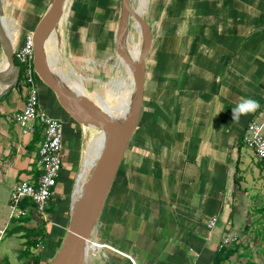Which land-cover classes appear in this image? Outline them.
<instances>
[{
  "label": "crops",
  "instance_id": "0c3cea01",
  "mask_svg": "<svg viewBox=\"0 0 264 264\" xmlns=\"http://www.w3.org/2000/svg\"><path fill=\"white\" fill-rule=\"evenodd\" d=\"M151 3L153 35L142 115L92 233L93 240L105 245L90 258L92 264H212L225 235L239 236L256 213L264 215V160L243 141L252 120L264 123V0ZM49 4L4 0L15 49L35 30ZM119 17L113 29L99 24L96 34L106 38L88 49L101 57L103 74L118 56ZM83 25L78 28L71 21L62 29L79 37L87 49ZM60 30L56 49L64 51L66 34L60 35ZM73 43L69 50L76 52ZM118 61L121 64L119 56ZM5 65L0 42V69ZM37 84L40 107L61 119L65 131L68 125L63 169L47 216L32 206L26 221L16 225L19 217L11 215L13 188L23 180L37 182L43 139L41 124L34 134L24 135L14 119L26 102L21 71L16 85L0 86V264H34L38 255L40 264L53 261L67 233L79 183L75 173L90 126L76 121L39 77ZM249 97L258 107L233 121L232 107ZM213 216L218 222L210 228ZM21 227L44 231V239L30 249L33 255L25 254L27 237Z\"/></svg>",
  "mask_w": 264,
  "mask_h": 264
},
{
  "label": "water",
  "instance_id": "95a60500",
  "mask_svg": "<svg viewBox=\"0 0 264 264\" xmlns=\"http://www.w3.org/2000/svg\"><path fill=\"white\" fill-rule=\"evenodd\" d=\"M67 3L68 0H50L47 11L33 31L34 69L76 121L95 127L105 139L102 153L93 166L82 194L73 203L69 227L62 245L50 263L86 264V245L92 240L93 230L142 115L146 65L153 31L146 16L135 9L131 0H121L115 48L118 56L131 68L133 81L131 111L128 117L121 120L113 116L103 104L72 88L46 57L48 41L61 21ZM3 9L4 0H0V42L6 55V65L0 69V86L10 88L19 82L21 67L15 60V44ZM131 18L136 20L142 33V48L138 58L133 56L128 47Z\"/></svg>",
  "mask_w": 264,
  "mask_h": 264
},
{
  "label": "rangeland",
  "instance_id": "374dc122",
  "mask_svg": "<svg viewBox=\"0 0 264 264\" xmlns=\"http://www.w3.org/2000/svg\"><path fill=\"white\" fill-rule=\"evenodd\" d=\"M152 1L153 0H131V3L135 9L142 15H145L149 21L151 15L149 10L151 8ZM68 4V11L70 12L67 15V9L65 8L64 23L59 31L60 35L63 33L66 34V41L64 44L66 48L64 51H59L57 48V59L58 61L60 60L59 66L63 71L67 70V72H70L69 74L71 77H74V80L83 82V85L87 90L86 92L89 95L92 97L98 95L102 100H106L115 107L119 102V97L128 91L133 85L130 75L121 61V64H119L118 56L116 59L110 61V63L108 62V68L103 74L102 71H100L101 69L98 60L101 57L99 55L95 57L91 51L93 49L92 44H95L96 42L101 43V41L103 42L106 38L105 34L101 36L96 34L98 26L101 22L106 24L110 29L115 28L116 20L118 19L121 11V0H70ZM75 8L76 11L74 14ZM102 17L104 19H102ZM71 21L74 22L78 28L80 25L84 24L81 28H83V31H86L85 33H87L86 35H83L85 38H88V41H85L86 44L89 42L87 49L85 47L82 48L81 42L83 41H78L79 37L72 36V34L70 35V32L67 29L66 32L62 29L63 27L68 28ZM130 32L129 49L131 53L137 51L140 55V49L142 48V33L138 23L133 18H131ZM71 42H74L72 44L73 47L77 45L78 48L76 52L69 50V43ZM89 46L91 48L90 52L88 51ZM94 50L95 52L93 53H96L95 45ZM101 53H104V51H101ZM119 59L121 58L119 57ZM17 63L19 64V61H17ZM73 70H75L78 74L74 75L71 72ZM123 78H125L127 83L121 85L119 80ZM67 128L65 134H67ZM89 128L90 129H88L86 133L82 161L75 173L76 182L81 176L84 177V181L86 182V176L90 175L94 166L92 163L93 156H91L90 151L94 150L98 146L100 137L95 127L90 126ZM68 141H70V139ZM259 214L260 213H256L255 217L250 219L249 222L252 223L249 224L247 229L245 228L242 230V233L239 235V240L232 243V247L236 244H239L240 247L239 252L234 254L232 259L227 262L228 264H264V215L261 213L259 216ZM96 242L98 243V241ZM102 247H104L102 242L93 244L92 240V244L90 246V256H92V251H99ZM90 264H92V258H90Z\"/></svg>",
  "mask_w": 264,
  "mask_h": 264
},
{
  "label": "built area",
  "instance_id": "2783aa9c",
  "mask_svg": "<svg viewBox=\"0 0 264 264\" xmlns=\"http://www.w3.org/2000/svg\"><path fill=\"white\" fill-rule=\"evenodd\" d=\"M15 60L19 61L23 72V82L27 86L26 102L24 108L14 114V119L21 127L22 134H34L37 125L41 124L43 139L39 146L41 173L36 183L28 181L18 182L11 196V215L20 217L28 213V209L21 206L25 198L34 203L37 214L43 218L47 209L57 195V186L63 164L64 150V122L49 115L40 107V94L37 84L38 75L34 69V35L28 33L23 45L15 49ZM244 143L251 147L259 159H264V123L252 120L244 133ZM218 219L213 216L208 226H217ZM238 234L225 235L217 249H221L238 240ZM105 245L104 243H102Z\"/></svg>",
  "mask_w": 264,
  "mask_h": 264
},
{
  "label": "bare ground",
  "instance_id": "6f19581e",
  "mask_svg": "<svg viewBox=\"0 0 264 264\" xmlns=\"http://www.w3.org/2000/svg\"><path fill=\"white\" fill-rule=\"evenodd\" d=\"M66 8V7H65ZM65 8H64V13H63V17L61 19V21L59 22V24L56 26V29L54 30L52 36L50 37L49 41H48V44H47V49H46V57L49 61V63L52 65V67L57 70L58 74L63 78L65 79L72 88H74L75 90L79 91V92H86V88L85 86L83 85V82L79 81V80H70L69 79V76L68 74L70 72H67L66 71H63L61 69V67L59 66V61L57 59V49H56V40L57 38L55 37V34L58 32V30L61 28V26L63 25L64 23V16H65ZM133 56L135 58H138L140 55L137 51L133 52L132 53ZM121 62L123 63V65L125 66L128 74L130 75V79L132 81V73H131V68L121 59ZM70 71V70H69ZM73 73V71H71ZM75 75V74H74ZM74 78V77H73ZM130 81V82H131ZM133 82V81H132ZM119 83L122 85V84H126V80L125 79H120L119 80ZM116 86V85H115ZM128 90V89H127ZM122 92V91H121ZM128 97V99H127ZM132 99V87L129 88L128 91H126L124 94H122L120 97H119V102L117 104V106H112L109 102H107L106 100H102L98 95L95 96V100L101 104H103V106L113 115L115 116L116 118H119L121 120H124L126 117H128V115L130 114V111H131V104H129V100ZM99 137H100V140H99V143H98V146L94 149V150H91L90 151V154L91 156H93L92 160H93V164L96 163L97 159L99 158V156L101 155L102 153V149H103V145H104V136L102 133L99 132ZM87 179L89 177L86 176ZM86 179V178H85ZM86 179V181H87ZM84 180V177L81 176L79 177V184L76 188V192H75V195H74V200H76L80 195H81V192H82V188H83V185H82V182ZM93 240V239H92ZM92 240L89 241L86 245V249H85V254L87 253L88 251V262L86 264H89V258H90V246L92 244ZM93 244H98L96 241L93 240ZM93 253L95 252L92 251ZM86 258H87V254H86Z\"/></svg>",
  "mask_w": 264,
  "mask_h": 264
},
{
  "label": "trees",
  "instance_id": "16d2710c",
  "mask_svg": "<svg viewBox=\"0 0 264 264\" xmlns=\"http://www.w3.org/2000/svg\"><path fill=\"white\" fill-rule=\"evenodd\" d=\"M262 160H264V159H262ZM51 201H53V200H51ZM21 206L28 209L29 207H32V206L34 207V203L32 202L31 199L25 198L22 200ZM24 221H26L25 216H20L19 218H17L14 221V223H16V225H19V224L23 223ZM248 227H249V225L246 226V229ZM18 230L24 231V234L27 237V240H26L27 247L25 250V254L33 255L30 252V249L32 247L39 245L40 242L42 241V239H44V231L42 230L41 227H36V228H24V227L22 228L21 227V228H18ZM238 240H239V238H238ZM231 245H232V243L226 247L219 249L216 253V256L213 259L212 264H228L227 262H229L232 259L234 254L239 252V247H240L239 244L238 245L236 244L234 247H232ZM40 257L41 256H39V255H38V257H34V264H40V262H41ZM5 264H9V262H6Z\"/></svg>",
  "mask_w": 264,
  "mask_h": 264
},
{
  "label": "clouds",
  "instance_id": "9594fccd",
  "mask_svg": "<svg viewBox=\"0 0 264 264\" xmlns=\"http://www.w3.org/2000/svg\"><path fill=\"white\" fill-rule=\"evenodd\" d=\"M257 107L258 103L253 98H242L232 107L233 121H238L241 115H245Z\"/></svg>",
  "mask_w": 264,
  "mask_h": 264
}]
</instances>
